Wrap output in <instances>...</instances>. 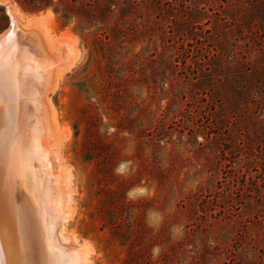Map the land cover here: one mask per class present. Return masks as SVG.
Here are the masks:
<instances>
[{
    "label": "rangeland",
    "instance_id": "obj_1",
    "mask_svg": "<svg viewBox=\"0 0 264 264\" xmlns=\"http://www.w3.org/2000/svg\"><path fill=\"white\" fill-rule=\"evenodd\" d=\"M4 2L71 264H264V0Z\"/></svg>",
    "mask_w": 264,
    "mask_h": 264
},
{
    "label": "bare ground",
    "instance_id": "obj_2",
    "mask_svg": "<svg viewBox=\"0 0 264 264\" xmlns=\"http://www.w3.org/2000/svg\"><path fill=\"white\" fill-rule=\"evenodd\" d=\"M10 17L0 36V264H71L66 249L71 239L63 234L54 204L47 150L53 141L43 126L48 67L44 57L21 46L15 15Z\"/></svg>",
    "mask_w": 264,
    "mask_h": 264
},
{
    "label": "water",
    "instance_id": "obj_3",
    "mask_svg": "<svg viewBox=\"0 0 264 264\" xmlns=\"http://www.w3.org/2000/svg\"><path fill=\"white\" fill-rule=\"evenodd\" d=\"M0 3H2L3 5H5L6 10H8V9H7V5H6V3L4 2V0H0ZM10 23H11V22H10Z\"/></svg>",
    "mask_w": 264,
    "mask_h": 264
}]
</instances>
